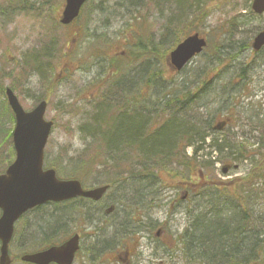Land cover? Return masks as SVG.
Here are the masks:
<instances>
[{"label": "rangeland", "instance_id": "rangeland-1", "mask_svg": "<svg viewBox=\"0 0 264 264\" xmlns=\"http://www.w3.org/2000/svg\"><path fill=\"white\" fill-rule=\"evenodd\" d=\"M251 1L201 0L186 18L173 0H88L77 19L63 25L65 0H0V70L20 74L4 76L1 93L10 87L25 110L47 102L45 118L54 124L44 149L45 168L87 188L111 185L98 202L48 203L25 214L9 244L11 264H25L22 254L74 233L81 238L73 264H191L182 243L195 219L205 214L213 221L214 248L219 239L239 259L264 264V48L254 52L250 47L253 36L264 30V13L254 14ZM192 32L203 36L207 47L181 71L171 70L167 57L173 40ZM29 55L37 68L25 63ZM124 72L135 81L144 75L145 82L133 88L122 83L123 91L120 85L108 86L122 74L127 77ZM140 88L144 103L154 105L164 103L161 96L169 90L188 91L202 121L211 119V126L226 121L221 131L207 132L204 146L217 138L231 149L199 151L189 172L179 157L158 168L142 167L127 148L119 164L109 154L101 156L105 165L101 158L91 160L88 148L96 144L80 133L82 121L102 97L126 102L128 92L138 95ZM1 93L0 126L12 132L13 114ZM196 146L184 148L187 158H194ZM11 150L12 141L0 134V173L14 158ZM226 164L230 168L223 174ZM186 172L195 186L183 179ZM213 187H218L216 205L206 208L215 196L207 191ZM111 204L115 210L104 214ZM228 219L244 231L232 246V230L219 236Z\"/></svg>", "mask_w": 264, "mask_h": 264}, {"label": "trees", "instance_id": "trees-1", "mask_svg": "<svg viewBox=\"0 0 264 264\" xmlns=\"http://www.w3.org/2000/svg\"><path fill=\"white\" fill-rule=\"evenodd\" d=\"M173 1L177 4V7L183 11L182 15L184 14L185 17L188 18L192 7L197 3L199 5L201 0ZM179 17L180 14L175 19ZM176 21L179 22V19ZM191 25L192 24H188L184 28V31L187 32ZM167 33L169 32L165 34ZM173 41H175L176 44L179 42L178 39ZM26 61L25 63L31 62L32 66L35 68L39 66V63L30 55L27 57ZM47 63H50V61ZM110 64L112 65L113 62H110ZM120 68V65H117V70H115L119 75ZM124 74H128V72H124ZM19 75L20 74L15 76L12 72L4 74V72L0 70V93L2 90L1 82L4 76L16 79ZM127 80L128 82H126ZM142 82H145L144 75L135 81L134 76H131L129 73L127 77H123L122 74L118 79L108 83V86H113L116 89V87H120L122 83H124L128 88H133L136 87L137 83ZM201 85H204V83H201ZM120 88L123 91V86ZM201 90H203V87ZM137 91L139 93L138 95L135 93L131 95L130 92H128L126 102L118 103L116 101L114 103V100H111V98H113L112 95L109 96L108 99L102 97L97 104L98 108L93 112L94 114L92 113L82 121L79 126L80 133H82L85 138H91L92 142L96 144V148L95 146L92 149L88 148L92 150L89 155L91 160H97L100 159L101 156L103 157L104 154H109L112 155V160H114L116 164H119L117 158L120 155L126 156L127 154L124 152L121 153V151L127 148L129 150L128 152H135L132 159L141 163L142 167L156 166V168H158L159 166L173 162V160L179 157L182 158L181 162L189 172L192 167V161L195 163L194 167H196L195 165L198 163L195 158L199 151L203 152L205 148L212 149L211 151L213 152H221L224 148L231 149L230 145H227L225 140L219 143L217 138L213 139L207 146H204L208 135L207 132L212 131L210 125L211 119L202 121L201 118L197 116L194 109L195 100H190V97L187 95L188 91L184 93L185 91L183 89L178 91H175V89L169 90L168 95L162 94L161 96L164 103H155V105L154 102L148 104L144 103L143 100L145 98L140 93L141 88ZM157 99H159L158 96ZM3 101L4 107L10 111L6 100L4 99ZM183 101L185 103H183ZM1 106L2 102H0V107ZM155 107V112H153L152 110H154ZM167 108H169V110ZM165 115L166 117H163ZM213 117H215V114ZM157 119L158 122L156 123ZM0 134H4V137L9 138L10 142L11 131L9 129L1 125ZM136 142H138V145H135ZM193 143L197 144L194 149V158H187L184 153V148ZM132 146L135 147L130 149ZM11 152L13 154L12 150ZM238 153L242 154V152ZM230 158L231 156L227 155L226 159ZM99 162L104 164L105 161L101 158ZM188 172L185 173V178L183 177V179L189 180L188 185L191 187L194 185V179H191ZM196 176L198 177L199 174L197 173ZM204 181L206 180L204 179ZM207 191H210L212 196L215 194V196H213L214 198L207 201L205 204L206 208H211L212 204L214 206L216 205L215 198L218 193V187H213ZM205 215L203 219L208 222L204 224V220L198 216L192 223L190 232L187 231L185 241L182 243V248L187 252L191 264H249L250 260L247 259V256L239 259L237 253L222 245L219 239L218 246L214 248V243L211 241V234L214 231L213 221L211 218H207V214ZM219 219L220 218H218L217 221ZM230 221L232 220H224V233L219 234L220 237L225 235L226 231L229 229L232 230V228H236ZM241 222H243V220H241ZM207 240L208 244H206Z\"/></svg>", "mask_w": 264, "mask_h": 264}, {"label": "water", "instance_id": "water-1", "mask_svg": "<svg viewBox=\"0 0 264 264\" xmlns=\"http://www.w3.org/2000/svg\"><path fill=\"white\" fill-rule=\"evenodd\" d=\"M85 1L65 0L61 23H70ZM252 8L261 13L264 0H254ZM205 44V40L197 33L186 37L170 52V63L180 70L190 58L201 52ZM263 45L264 31L258 33L252 43L255 50ZM5 94L15 119L12 131L15 159L0 174V264L11 263L8 244L14 223L26 211L47 201L59 202L79 196L98 200L108 187L104 185L84 189L77 179H59L55 170H43V149L53 124L44 119L46 102L41 101L32 110L25 111L11 89L6 88ZM112 208L110 206L106 212L112 211ZM78 241V234H74L60 245L26 253L20 260L31 264H71L78 249Z\"/></svg>", "mask_w": 264, "mask_h": 264}, {"label": "bare ground", "instance_id": "bare-ground-1", "mask_svg": "<svg viewBox=\"0 0 264 264\" xmlns=\"http://www.w3.org/2000/svg\"><path fill=\"white\" fill-rule=\"evenodd\" d=\"M183 103H185L184 101H183ZM243 223V222H242ZM230 228H232V227H230ZM242 228H238V227H236V228H232V231H229L230 232V234L233 236V241L231 242V244H230V246H232V244H234L235 243V240L237 239L236 237H238L239 239L241 238L240 236H241V234L243 235V233H244V231H242L241 230ZM236 235V236H235ZM244 242V241H243ZM222 245H224L223 243H222ZM244 246H245V243L243 244ZM225 247H227V248H229L228 246H226V245H224ZM230 249V248H229ZM232 250H234V249H232ZM235 251V250H234ZM236 252V251H235ZM237 253V252H236Z\"/></svg>", "mask_w": 264, "mask_h": 264}, {"label": "flooded vegetation", "instance_id": "flooded-vegetation-1", "mask_svg": "<svg viewBox=\"0 0 264 264\" xmlns=\"http://www.w3.org/2000/svg\"><path fill=\"white\" fill-rule=\"evenodd\" d=\"M79 251H80V249H79ZM79 251H77V253L75 254V260L77 259V256H78V254H79ZM97 252H98V249L96 250ZM124 255H125V258L126 257H128V255L130 254L129 252H128V250H125L124 252ZM116 256H113V259L111 260L112 262H117L116 261Z\"/></svg>", "mask_w": 264, "mask_h": 264}]
</instances>
